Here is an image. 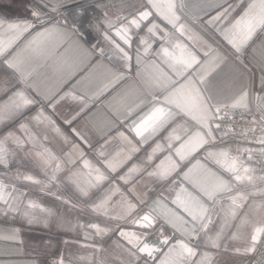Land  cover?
<instances>
[{
  "label": "crops",
  "instance_id": "0c3cea01",
  "mask_svg": "<svg viewBox=\"0 0 264 264\" xmlns=\"http://www.w3.org/2000/svg\"><path fill=\"white\" fill-rule=\"evenodd\" d=\"M145 3L146 0H60L59 11L45 17L44 28L48 29L47 32L37 25L36 29L16 39L4 56H0V104H4L16 91L34 101L23 110L22 116L0 124V133L10 129L16 131L19 123L23 122L35 140L38 143L42 141L53 154L63 155L65 151H71L77 159L83 155L84 159L105 172L108 177L105 187L119 188L138 206L134 216L150 212L153 205L158 207L159 203H164L163 197L171 199L174 192L170 181L175 178L179 183L177 173L189 167L190 175L198 183L212 187L216 182L207 168L195 166L196 157L203 163V157L198 153L183 161L167 180L149 176L148 172L156 169L161 161H164L160 168L162 173L169 168V162L165 160L168 155L166 147L164 151L155 153L151 165L147 163L148 155L157 144L166 146L168 143L165 140L168 126L154 136L145 134L143 140L130 130L133 122L147 111V108L141 109L137 105L143 98V81L151 76V65L158 63L156 52L161 45L158 37L162 33L158 32L157 38L153 39L143 26L141 30H133L137 34L133 37L131 48L110 36L121 43L131 56L127 67H124L125 62L114 53L112 44L104 38L105 14L112 19L119 15L131 18ZM178 3L183 5L177 10V15L181 17L180 23L190 29L188 35L198 39L188 40L174 33L171 26L159 17H155L156 23L170 30L169 39L172 41L191 46L199 50L201 55L209 49L213 50L212 55L219 54L221 60L218 66L207 67L211 73L209 87L216 99L231 102L240 95L242 86H246L252 98L261 97L259 100L254 99L253 104L264 105V93L260 91L264 50L257 42L255 47L248 48L237 59L217 26L208 23L219 10L216 8L217 3H224V0H178ZM34 5L45 12L40 0H0V20L4 21L5 27L11 22L32 20L30 9ZM236 14L233 13V16ZM37 31L44 34L36 35ZM14 35L7 33L2 38L7 40ZM141 37L146 41L145 45L140 46L142 53L145 47L151 46L148 54L141 57L143 80L137 74L136 58ZM9 59L13 61L14 68L8 67L6 61ZM121 74L124 79L117 80V75ZM73 96L77 99L74 100ZM81 101H85L86 106ZM53 102L54 107L50 106ZM41 111L50 118L51 125L47 121L38 123L30 119ZM66 120H71V123H66ZM56 128L60 131L56 132ZM215 135L218 138V131ZM17 136L24 138L25 134L17 132ZM5 147L9 152L7 160L10 161V167L0 166V183L5 185V199L12 210L9 212L8 205L0 202V264H53L61 256L64 264H127L129 257L117 245L119 237L112 231L119 221L108 218V215L124 217L127 214L126 205L109 207L108 215L101 214L103 210L93 212L91 203L99 194L90 200L83 199L70 187H57L56 182L49 184L48 176L43 174L42 159L51 161V158L38 159L36 152L39 148L20 150L14 141H9ZM212 147L237 154V149H240L239 146L217 142ZM217 158L222 159L219 156ZM241 160L246 167L254 170L248 173L253 176V182L245 180L237 183L233 180L232 184L239 192H255V195H249L241 201L243 207L238 210L236 219L229 215L222 239H216V232L223 223L217 217L206 249H203L201 237L187 241L205 251V255L199 257L203 264H207L209 258L212 264H251L253 251L245 253V249L251 246L255 229L264 227V195L260 194L262 187L255 176L257 163L245 157ZM57 162L51 161L49 164L50 173ZM106 164L111 165V168H106ZM134 165L138 171L129 175V183L124 184L120 178L128 174ZM207 167L219 173V169L210 161ZM26 176L40 183L24 179ZM45 184H49V187L45 188ZM187 187L189 191H194L190 184ZM57 194L70 203L56 199ZM30 203L33 206L30 207ZM222 203L225 206L224 215H228L227 207L231 201L224 199ZM150 214L156 216L154 212ZM162 223L163 220H158V226ZM90 224L107 229V234H98ZM120 226L145 233L146 236L142 238H146L148 243L161 246V251L156 254L158 257L168 251L166 246L159 244L161 235L158 230L134 229L130 222L121 223ZM164 227L165 235L172 231L167 224ZM214 243L219 247L213 246ZM140 264H144L143 259ZM147 264H159V261L148 259Z\"/></svg>",
  "mask_w": 264,
  "mask_h": 264
},
{
  "label": "snow or ice",
  "instance_id": "6c2138e0",
  "mask_svg": "<svg viewBox=\"0 0 264 264\" xmlns=\"http://www.w3.org/2000/svg\"><path fill=\"white\" fill-rule=\"evenodd\" d=\"M40 4L43 8L48 9V12H43L40 7L34 5L30 9L32 20H25L22 23L11 22L6 27L4 21L0 20V56H4L15 40L24 33L36 29L37 25L44 28L45 17L51 12L59 11L60 0H40ZM182 7L183 5L179 4L178 0H146L145 6L133 14L131 18L119 15L112 19L105 14L106 34L104 38L112 44L114 53L122 58L125 62L124 67H127L131 56L126 48L121 46V43L127 48H131L133 37L137 34L133 30H141L143 26L153 39L157 38L158 32L162 33L158 37L161 41L160 48L156 52L158 63L151 65L153 72L147 80L143 81L141 87L143 98L137 105L141 109L147 108V111L143 112L138 120L133 122L130 130L143 140L145 134L154 136L159 130L168 126V132L165 136L168 143L166 146L157 144L152 153L148 155L147 163L151 165L155 153L164 151L166 147L168 155L165 160L169 162V168L162 173L160 168L164 161H161L156 169L148 172L149 176L156 177L161 181L167 180L173 172L180 168L183 161L198 153L203 157V163L199 157H196L195 166L207 168L209 174L215 177L214 186L208 187L198 183L190 175L191 168L189 167L187 170H182V173H177L180 177L179 183L175 178L170 181L174 192L171 199L163 197L164 203H159L158 207L153 205L150 207V212L134 216L138 206L128 199L127 194L121 192L119 188L105 187V182L108 180L105 172L84 159L83 155L77 159L71 151H65L63 155L53 154L50 149L44 146L42 141L38 143L35 140L34 135L28 131L23 122L19 123L16 131L10 129L0 133V166L10 167V161L7 160L9 152L5 147L9 141H14L20 150L28 147L31 149L39 148L40 150L36 152L38 159L50 157L51 161H58L50 173L49 164L51 161L42 159L43 174L48 176L49 184L56 182L57 187H70L83 199L90 200L98 193L99 195L91 203L93 212L103 210L101 214L108 215L107 209L109 207L117 204L126 205L127 214L124 217L108 215V218L119 221L112 231H115L119 237L116 242L117 245L122 247L129 257L127 264H140L142 259L144 264H147L148 259L158 260L159 264H203L199 257L205 255V251L198 245H190L187 241L201 237L203 249H206L209 234L213 226L216 225L217 217L223 223L219 226V231L216 232V239H222L223 229L228 226L229 215L232 219H236L238 210L243 207L241 201L246 200L249 195H255V192L247 194L239 192L232 184L233 180L237 183L245 180L252 183L253 176L248 175V173L254 170L245 166L240 155L229 156L227 150H217L212 145L216 143L217 139L215 132L221 129L219 121L225 117L231 118L224 109L239 107L251 112L253 100H259L261 97L252 98L246 86H242L240 95L233 101L225 102L216 99L209 87L211 73L207 67L208 65L218 66L221 60L219 54L212 55L213 50L209 49L201 55L199 50L191 46L172 41L169 39L170 30H166L156 23L155 17H159L166 25L171 26L174 33H179L180 36L188 40L198 39L194 35H188L190 29L185 24L180 23L181 17L177 15V10ZM216 8L219 10L208 23L217 26L231 45L237 59L248 48L255 47L257 42L260 48L264 50V0H234L232 3L229 0H224V3H217ZM233 13L237 14L233 16ZM150 17H152L151 20ZM47 31L48 29L44 28V32ZM44 32L37 31L36 35H43ZM7 33H14L15 35L7 40L3 39L2 37ZM110 36L116 37L121 43L112 40ZM145 44V39L141 37L136 52L137 74L141 76L142 80L141 57L146 56L151 47L150 45L145 47L142 53L140 46ZM6 63L9 68L15 67L11 59L7 60ZM116 79L122 80L124 76L122 74L117 75ZM260 91L264 93V67H262ZM72 98L77 99L75 96ZM32 103L34 101L27 99L22 92L12 93L4 104H0V124H4L6 120L11 121L22 116L23 110ZM81 103L86 106L85 101H81ZM50 106L54 107L55 102L51 103ZM255 108L260 115L251 121L253 127L245 129L238 135L248 139V134L255 133L258 125L261 135L256 136V143L264 146V105L257 103ZM131 114L132 110L129 111V115ZM25 119L27 118L25 117ZM30 119L38 123L47 121L49 125L52 124L50 118L45 116L43 111ZM66 123H71V120H66ZM55 131L59 132L60 130L56 128ZM231 131V129H227L221 135L226 137ZM17 132L24 133L25 137L17 136ZM44 139H47L46 135ZM237 151H247L249 153L248 159L251 160V152L254 149H237ZM259 151L264 153V147L260 148ZM217 156L222 159H218ZM209 161L219 169V173L207 167ZM105 167L111 168V165L106 164ZM241 170L243 175H241ZM137 171L134 165L129 169L128 174L120 178L121 181L128 184V176ZM24 179L32 183H40L31 176H26ZM258 179L264 181V176H260ZM49 184H45L44 187L48 188ZM189 184L194 191H189L187 187ZM4 188L5 185L0 183V202L8 205L10 212L12 206L5 199ZM13 191H16L15 187H13ZM234 192L236 194L232 195ZM260 194L264 195V189H260ZM114 197L119 199H113ZM56 199L63 200L66 204L70 203L69 200L63 199L58 194ZM224 199L231 201L227 207L228 215H224L225 206L222 203ZM169 204L172 207H168ZM29 206L33 205L30 203ZM41 210L43 211V209ZM153 212L156 213L155 217L150 214ZM158 220H163L159 226ZM128 222L134 229L158 230L161 235L159 244L166 246L168 251L162 257H158L156 254L161 249L148 243L146 238H142L144 233L128 231L120 226L121 223ZM164 224L172 228V231L167 235H165ZM89 226L95 228L100 235H106L108 232L107 229H101L95 224ZM261 232H264V227L255 229L251 237L252 244L245 249V253L255 250ZM120 241H123V244H120ZM213 246L219 247L215 243ZM53 264H64L63 257L53 261ZM207 264H212L210 258L207 260Z\"/></svg>",
  "mask_w": 264,
  "mask_h": 264
},
{
  "label": "built area",
  "instance_id": "2783aa9c",
  "mask_svg": "<svg viewBox=\"0 0 264 264\" xmlns=\"http://www.w3.org/2000/svg\"><path fill=\"white\" fill-rule=\"evenodd\" d=\"M43 8V6L40 4ZM45 12H48V9L43 8ZM55 13V12H51ZM256 104H252V111L249 112L243 108H235V109H224L225 112H228L231 118L225 117L222 121H219L221 124V129L218 131V138L216 140L217 143H224V144H231L235 146H239L240 149H254L251 152V160H254L257 165L258 169L256 171V180L259 182L262 189H264V181L258 179L260 176H264V153L259 151L260 148L264 147L258 143H256V136L261 135L260 128L256 126L255 133H249L248 139H245L243 136L238 135L245 129L253 127L251 121L254 118H258L260 113L255 108ZM231 129L232 131L229 133L228 136H222L221 134L227 130ZM251 141V142H249ZM240 155V158H248L249 153L247 151L238 152L237 153H229V156H236ZM250 263L251 264H264V232H262L259 241L253 251L252 255L250 256Z\"/></svg>",
  "mask_w": 264,
  "mask_h": 264
},
{
  "label": "water",
  "instance_id": "95a60500",
  "mask_svg": "<svg viewBox=\"0 0 264 264\" xmlns=\"http://www.w3.org/2000/svg\"><path fill=\"white\" fill-rule=\"evenodd\" d=\"M144 213H146V212H144ZM144 213H142V214H140V215H143ZM139 216V215H138ZM126 229V228H125ZM128 231H135V230H132V229H130V228H128L127 229ZM144 235H145V233H144ZM146 236V235H145ZM147 242H148V240H147ZM155 247H158V248H160L161 246H156V245H154Z\"/></svg>",
  "mask_w": 264,
  "mask_h": 264
}]
</instances>
